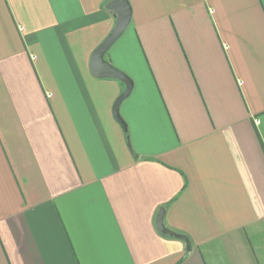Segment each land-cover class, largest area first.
Returning <instances> with one entry per match:
<instances>
[{"label":"crops","instance_id":"0c3cea01","mask_svg":"<svg viewBox=\"0 0 264 264\" xmlns=\"http://www.w3.org/2000/svg\"><path fill=\"white\" fill-rule=\"evenodd\" d=\"M110 1L0 0V264H264V0H129L125 125Z\"/></svg>","mask_w":264,"mask_h":264},{"label":"water","instance_id":"95a60500","mask_svg":"<svg viewBox=\"0 0 264 264\" xmlns=\"http://www.w3.org/2000/svg\"><path fill=\"white\" fill-rule=\"evenodd\" d=\"M107 8L111 10L117 17L115 27L106 39L94 50L91 56L90 68L92 74L98 77L117 78L124 82L126 88L117 98L114 104V116L115 118L124 123L120 115V105L126 99L133 89V80L124 71L120 70L116 66L112 65L107 59L106 54L110 48L118 41V39L124 34L129 27L132 20V7L129 0H111L107 4ZM165 209H162L157 217L158 229L162 232H170L164 223Z\"/></svg>","mask_w":264,"mask_h":264}]
</instances>
